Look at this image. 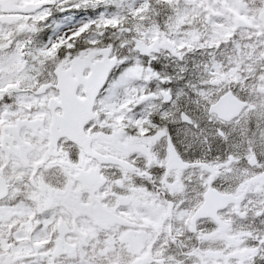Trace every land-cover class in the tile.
<instances>
[{
	"label": "snow or ice",
	"instance_id": "6c2138e0",
	"mask_svg": "<svg viewBox=\"0 0 264 264\" xmlns=\"http://www.w3.org/2000/svg\"><path fill=\"white\" fill-rule=\"evenodd\" d=\"M0 264H264V0H0Z\"/></svg>",
	"mask_w": 264,
	"mask_h": 264
}]
</instances>
